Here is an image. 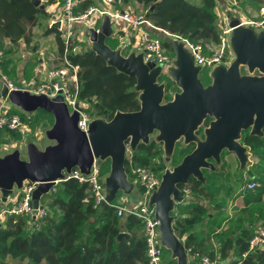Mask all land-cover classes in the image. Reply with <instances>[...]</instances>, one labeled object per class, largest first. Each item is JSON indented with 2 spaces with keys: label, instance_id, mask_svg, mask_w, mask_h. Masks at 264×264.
Instances as JSON below:
<instances>
[{
  "label": "water",
  "instance_id": "1",
  "mask_svg": "<svg viewBox=\"0 0 264 264\" xmlns=\"http://www.w3.org/2000/svg\"><path fill=\"white\" fill-rule=\"evenodd\" d=\"M160 1L151 4L147 12ZM32 2L44 7L41 0ZM52 26L58 28L60 23L54 22ZM229 27L234 57L228 65L220 64L210 71L212 82L206 86L198 77L201 68L194 64L193 55L182 43L170 39L175 59L168 71L180 91L167 101L164 85L156 81L162 64L144 62L141 52L131 51L124 56L120 49L108 46L106 39L113 33L108 16H104L97 29L87 28L84 33L89 48L108 65L135 78L140 100L136 111H116L109 120L93 118L87 132L77 125L80 106L76 104L69 112L61 92L49 98L27 90H9L3 83L2 98L26 112L42 109L54 121L45 131L53 143L43 149L29 143L25 159L18 150L0 156L1 200L5 202L25 181L37 182L32 192V206L37 209L41 198L65 179V173L77 167L87 174L95 158L97 162L110 159V171L104 178L106 201L110 203L119 192L130 194L133 189L125 170L127 149L133 151L139 143L147 144L155 131V141L162 143L164 156L169 159L176 142L182 138L185 144L196 145L177 165L162 173L149 204L154 205L159 220L160 242L171 252L176 264H187L188 252L174 232L171 214L174 204L183 199L180 185L187 184L191 177L204 182L202 169L215 170L224 150L234 154L244 167L248 157L246 147L240 143L241 132L251 128L250 134H264V29L255 31L238 19L230 20ZM242 67L248 73L241 74ZM254 71L259 74H252ZM206 118L211 120L203 130L204 139H200L196 132Z\"/></svg>",
  "mask_w": 264,
  "mask_h": 264
},
{
  "label": "trees",
  "instance_id": "2",
  "mask_svg": "<svg viewBox=\"0 0 264 264\" xmlns=\"http://www.w3.org/2000/svg\"><path fill=\"white\" fill-rule=\"evenodd\" d=\"M55 1L57 0H41L44 3L41 8L32 0H0V47L5 40L14 44L22 40L29 44L33 36L32 28L37 25L38 18L47 15L45 6ZM129 1L125 3V0H121L123 4ZM134 1L148 8L156 0ZM253 1L257 4L264 3V0ZM215 3L216 0H161L151 12L146 11V14L157 27L153 33L161 39L163 47L174 54L169 45L170 38L164 31L181 35L194 43L220 42ZM90 4L92 0H81V10ZM51 33L55 34L57 54L61 56L64 49L62 33L57 27L49 26L44 34ZM67 57L72 65L78 67L77 98L80 102L89 104L91 118L109 120L116 111H136L140 108L134 77L108 65L89 47L68 54ZM171 98V94L166 90L165 101ZM8 113L18 114L22 121L26 122L18 108L12 107ZM28 113L33 115L34 121L42 120L47 129L53 124V116L42 109ZM39 114L42 115L41 118H38ZM208 120L209 118L204 121L205 125ZM201 132L202 129H199L196 133ZM241 143L248 146L258 159L264 160V134L256 136L243 131ZM193 149L194 146L191 150ZM163 154L162 143L156 142L155 139L147 144L139 143L125 159L128 179L131 180V169L134 166L148 167L153 173L161 176L164 167L161 164L154 165V159H164L172 167L179 163L174 155L166 159ZM104 162L102 161V164ZM215 166V171L202 169L204 182L191 177L188 183L180 185V188L190 189L189 199L195 196L207 198L208 203L221 217L230 187L226 190V195L221 194L222 184H217L213 178L215 173H221V183H224L227 174L224 164ZM250 181L255 182V187L247 189L244 186L241 192L243 207L233 221L234 224L227 228V233L220 238L218 248L214 245V239L222 218L220 223H216L201 202H191L188 215L174 218V232L184 243L190 257L198 254L207 255L212 259L216 256L226 258L233 251L234 262L264 264V249L249 252L242 258V254L248 250V241L255 229L251 207L264 204V167L256 172ZM44 201H47L46 214L34 227L29 228L25 217H17L15 222L9 217L4 224H0V264H142L147 260L141 221L131 214L117 215L114 206L109 204L95 208L87 183L79 182L75 178L64 179L41 198V203ZM261 210L262 208L259 209ZM259 217L264 219V213L259 212ZM205 219L207 220L204 221ZM204 222L208 227L206 232L197 229Z\"/></svg>",
  "mask_w": 264,
  "mask_h": 264
},
{
  "label": "built area",
  "instance_id": "3",
  "mask_svg": "<svg viewBox=\"0 0 264 264\" xmlns=\"http://www.w3.org/2000/svg\"><path fill=\"white\" fill-rule=\"evenodd\" d=\"M80 2L81 0H62L56 17L52 19V23L57 21L60 23L58 29L61 31L64 41L63 53L61 56H58L60 61L59 66H55L48 70L42 81L32 83L28 85V88H18L13 86L7 77L2 74L4 50L0 47V78L7 84L9 90H27L32 94H44L49 98L55 97L61 92L63 100L69 108V112L75 109L76 104L80 106L81 109L78 111L79 118L77 125L81 130L87 132L92 118L87 109L81 106L77 98L78 67L72 65L67 57L68 54L80 51L77 36L72 35L75 23H80L81 26H83L84 32L87 28L97 29L104 16L110 18L113 29L115 22L126 25L127 33L132 36L137 34L139 37V42L135 44L132 51H135V53L141 52L144 62H151L154 66L162 64L161 73L166 64L169 65L168 68L173 65L175 55L170 54L168 50L163 47L161 39L153 33L154 30H157V27L147 17L146 10L142 11L128 4H123L121 0H102L100 4H92L83 10H79ZM120 5H122L123 8L118 7ZM239 21L245 26L251 24L248 26L255 31L264 29V3L260 4L257 16L253 21ZM164 32L170 39L182 43L184 48L193 55L194 64L200 66L201 69L205 68L211 71L217 65H228L231 62L226 64L224 46L228 41L225 42V38L222 36H219L222 42V48L211 55H206L202 44L194 43L175 33ZM224 33L230 35V27L226 28ZM59 83L61 85H59ZM22 126L23 122L18 114H10L0 109V131L18 130ZM101 164L102 162H97L94 158L87 174L81 172L79 168L74 167L69 173H65V179L75 178L79 182L87 183L91 191L95 208H99L104 204H109L114 206L119 216L131 214L137 217L142 223V233L146 244L147 260L142 264H163L162 253L165 247L159 240V220L155 216L154 205L149 204L150 196L158 188L161 176L153 173L148 167L134 166L131 169L132 177L130 181L133 184V188L135 185L138 186L141 201L134 202V200L130 198L124 203L115 202V200L107 203L104 183L106 175L102 174ZM37 184V182L25 181L20 188L14 189L12 194H14L15 191L18 193L13 200H9L11 194L5 202L0 204V224H4L9 217L14 219L13 222L16 221L17 217H25L27 218V225L29 228H32L44 217L46 214L45 204L47 201L41 203L40 200L37 209H34L32 206V192L37 187ZM246 187L247 189H253L255 187V182L247 183ZM181 190L183 192V200L187 199L190 196V189L184 187L181 188ZM262 249H264V224L255 227L254 233L248 241V250L242 254V258L249 252ZM192 257L197 258L199 264H221L218 259H212L207 255L199 256L195 254ZM234 260L235 257H227L224 264H240L239 261L234 262Z\"/></svg>",
  "mask_w": 264,
  "mask_h": 264
},
{
  "label": "rangeland",
  "instance_id": "4",
  "mask_svg": "<svg viewBox=\"0 0 264 264\" xmlns=\"http://www.w3.org/2000/svg\"><path fill=\"white\" fill-rule=\"evenodd\" d=\"M193 2H198L199 0H192ZM42 3V2H41ZM130 6L140 9L142 11L146 10L145 6L137 3L134 0L129 1ZM43 4V3H42ZM215 14H216V21L217 25L220 29L219 36H222L225 38V42H227L224 46V57L226 58V64H228L231 59H233L234 54L231 52L230 43H229V34H225L224 30L229 27V22L232 19H238V20H244L246 22L253 21L255 17L257 16L258 8L260 4H257L253 0H245L243 2H235L234 0H216L215 3ZM120 7V6H118ZM49 17V16H47ZM45 16H40L38 18L37 25H35L32 28L33 37L29 44H26L24 41L20 40L18 43H11L7 40H5L2 48L4 50V59L2 63V74L7 77V79L13 84V86L18 88H28V84L23 83H29L30 78L33 77V75L28 76V63L30 66H33L34 69L36 68L39 58L38 51L39 49L44 50L41 55L42 58L48 59L50 61V69L59 66L60 61L59 58L57 60L55 59V55H53V51L56 47L57 50V44L55 40V34L51 33L48 35H45L44 32L47 27H49L51 24L49 22V18ZM251 25V24H247ZM121 30L122 32H126V25L115 22L114 24V32L116 33L117 30ZM114 33V34H115ZM128 34V33H127ZM126 35H122V40L117 41L116 39L112 38L113 35L108 37L106 39V43L110 47L118 46L121 50V54L124 56H127L129 54V49H125V42L130 43L129 40H131V37ZM72 35L77 36V42L80 47V49L85 48L88 44H90L89 40L84 35V30L77 31V29L72 30ZM134 41L135 44L139 42V37L137 34H134ZM228 38V39H227ZM55 42V43H54ZM204 52L206 55H211L214 52L219 51L222 48V42L213 43L212 41H208L205 44H202ZM170 54H172L170 51H168ZM25 63V66H24ZM4 66V67H3ZM169 65L166 64L163 68V72L157 77V83L164 85V91L166 90L171 94L173 97L174 93L179 92L180 88L175 84V82L172 80V78L169 75L168 71ZM24 77H19V73L24 71ZM46 70L44 71L45 76ZM248 71L245 68H241V74H246ZM252 74L258 75V71H254ZM200 75V77H199ZM198 77L202 84L204 86L210 84L212 82V78L210 77V70L208 69H201ZM3 80L0 78V84H3ZM11 102V101H10ZM12 103V102H11ZM13 104V103H12ZM81 106L88 110V113L91 112L90 106L86 102H80ZM14 105V104H13ZM15 106V105H14ZM16 107V106H15ZM18 108V111L23 114L24 119L26 122H23V126L18 130H12L15 132H9V131H2L0 132V156H3L9 152H12L14 150H18L20 152V157L25 159L27 156L26 147L29 143H34L37 145L38 148L43 149L46 145L53 143V141L49 140L46 135L45 131L47 130L46 126L42 124V120L34 121V117L32 114L23 111L21 108ZM42 115L39 114L38 118H41ZM92 117V115L90 116ZM93 119V118H92ZM206 125L203 123L199 128L202 129V132L204 130V127ZM49 129V128H48ZM156 132L154 131L149 136V141L152 139H155ZM198 136V135H197ZM193 143L185 144L183 139H179L174 147L173 154L175 158L177 159V162H180L183 156L191 152V148ZM196 145V144H195ZM195 147V146H194ZM191 150V151H190ZM131 150H126V157L129 156ZM171 155V156H172ZM248 161L246 162V165L244 167H240L239 163L236 159V157L232 153L225 152L223 155V159L219 164H224L226 166V176L224 177V183H221L223 180V175L221 173H215V176L213 179H215V182L217 184H222V195H226V190L228 187H230L229 195L226 196L227 199L231 200V208L235 210H238L243 205V202L241 201V192L244 189V186L247 185V183L253 182L250 181V178H252L256 172H259L264 167V160L258 159L256 155L253 154L251 151H247ZM163 157L164 154H163ZM171 158V157H170ZM152 163L154 165L161 164L164 167V171L166 169H172V165L169 164L164 159H154L152 160ZM177 165V164H176ZM103 169V175L108 174L110 171V159H106L105 162L102 164ZM209 171H215L210 170L209 168H205ZM211 173V172H210ZM224 174V173H223ZM18 192L15 191L14 194H12L9 197V200H13L15 198V195ZM191 196V195H190ZM193 197V196H192ZM132 198L134 202L141 201L140 195H139V188L137 185L134 186L132 192L128 195H125L122 192H119L116 198L114 199L115 202L124 203L128 199ZM190 198V197H189ZM185 199L183 202H194L198 201L201 202L203 205L206 206L208 213L210 214V218L216 221V223H220L221 220L219 214L217 213L215 209H213L212 205L208 203L207 198H202L200 196H195L192 199ZM236 203L237 205H234ZM176 206V209H175ZM178 203L174 204V207L172 211L173 217L177 211ZM179 206H182V204H179ZM187 206V205H184ZM259 211V209H261ZM252 212L254 213V216H252V220H254V227L264 224V219L262 217H259V212L264 213V204L261 205H255L251 207ZM249 218L247 217L246 220ZM205 219L204 221H206ZM223 221H221L222 223ZM248 222V221H247ZM207 223L204 222V224L201 227H197V229H201L203 232H206L208 230V227L206 225ZM221 227V226H220ZM216 229V237L214 239V245L216 248L220 245V238L223 234L227 233V228H230L227 226L221 227ZM162 262L163 264H173L176 263V259L172 257L171 252L167 250L166 248L163 250L162 253ZM187 264H199V260L197 258L190 257L188 255V262Z\"/></svg>",
  "mask_w": 264,
  "mask_h": 264
},
{
  "label": "crops",
  "instance_id": "5",
  "mask_svg": "<svg viewBox=\"0 0 264 264\" xmlns=\"http://www.w3.org/2000/svg\"><path fill=\"white\" fill-rule=\"evenodd\" d=\"M101 1L102 0H92V4L93 5L100 4ZM61 3H62V0H57V1L53 2V3H51V4H47L45 6V10H46L47 15H44V16L45 17L49 16L47 18H49L48 20H49V22L51 24L50 26H52V24H53L52 23V19L56 17L57 11L59 10V8L61 6ZM92 4H90V5H92ZM127 4L130 6V3H127ZM43 5H44V3H43ZM120 8H123V6L120 5ZM79 10H81L80 5H79ZM74 28L77 29V31L79 32V31H81L83 29V26H81L80 23H75L74 24ZM114 31L115 30L113 29L112 38L116 39L117 41H120V40H122V35H123V36H125V39H126V35L125 34H127V32L124 33L121 30H117L116 33H115ZM156 34L159 35L158 32H156ZM84 35H85V33H84ZM127 35L131 37V40H129L130 43L125 42V49H129L128 52L130 53L133 50V47L135 46V41H134V37L132 35H130L129 33ZM89 46H90V44H88L86 47H89ZM111 48L116 49V48H118V46L111 47ZM118 49H120V48H118ZM37 51H38V54H39L38 55L39 58L37 60L38 64H37L36 68L34 69V67L30 66V64L28 63V76L29 75H33V77L30 78L29 83H23V84L30 85L32 83H37V82L42 81L43 78H45L44 71L46 70V72H47L48 70H50V67H49L50 64H51L50 61L48 59H44V58L41 57V55H43L42 53H44L43 52L44 50L39 49ZM53 53H54L53 55H55L54 56L55 59L57 60L58 54H57L56 47H55ZM24 66H25V63H24ZM25 70H27V68L24 69V71L19 73V77H24ZM1 86H2V84H0V89H1ZM12 107H15V106L8 99H4L0 95V109H3L4 111L8 112ZM240 198H241V201H242V197L241 196H240ZM183 201H185V200L182 199L180 202H176V203H178V206H177L178 209H177V211H176V213L174 215V218L178 217V216L183 217V216L188 215V212L190 210V205H189L190 203L183 202ZM2 202L3 201L1 200V197H0V204ZM179 204H182V206H179ZM184 205H187V206H184ZM234 205H237V204L234 203ZM241 207H243V205ZM175 209H176V206H175ZM175 209H173V210H175ZM222 212L223 213L221 215V218H222L223 222L221 223V227L226 226V223H227V226L230 227L232 224H234L233 221L236 219V217L240 213V211L235 210V208L234 209L231 208V200L227 199L226 197H225V205H224V207L222 209ZM172 215H173V213H172ZM227 257L233 258V257H235V253L232 251V252H230V254ZM227 257L226 258H220L219 256H216V259H218L221 264H224L225 260L227 259Z\"/></svg>",
  "mask_w": 264,
  "mask_h": 264
},
{
  "label": "flooded vegetation",
  "instance_id": "6",
  "mask_svg": "<svg viewBox=\"0 0 264 264\" xmlns=\"http://www.w3.org/2000/svg\"><path fill=\"white\" fill-rule=\"evenodd\" d=\"M207 119V118H206ZM205 119V120H206ZM204 120V121H205ZM210 120H211V118H209V120H208V124L205 126V127H207L208 125H209V122H210ZM204 127V128H205ZM200 129V128H199ZM198 129V130H199ZM250 130H251V128L250 129H248V130H245V131H247L249 134H250ZM263 130H264V128H263ZM243 132V131H242ZM242 132H241V135H242ZM198 136H199V138L200 139H204V135H203V132H201L200 134H198V133H196ZM250 135H253V134H250ZM256 136H258V135H256ZM263 136V135H262ZM240 143H241V138H240ZM242 144V143H241ZM193 145L195 146V143H193ZM242 145H244V144H242ZM245 147H246V153H247V151L249 152L250 151V149H249V147L248 146H246V145H244ZM225 152H228V151H226V150H224V151H222V153H221V155L223 154L224 155V153ZM229 153V152H228ZM234 155V154H233ZM235 156V155H234ZM236 157V156H235ZM248 157V156H247ZM237 159V158H236ZM211 161H213V160H211ZM221 161H222V159H221ZM220 161V162H221ZM237 161H238V159H237ZM248 161V160H247ZM238 163H239V161H238ZM218 165H219V163H218ZM246 165V164H245ZM239 166H240V163H239ZM225 167V170H226V166H224ZM241 167V166H240ZM242 168V167H241ZM205 169V168H204ZM203 169V170H204Z\"/></svg>",
  "mask_w": 264,
  "mask_h": 264
}]
</instances>
